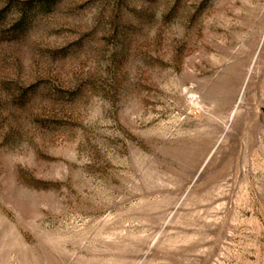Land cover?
Wrapping results in <instances>:
<instances>
[{
  "label": "rangeland",
  "instance_id": "1",
  "mask_svg": "<svg viewBox=\"0 0 264 264\" xmlns=\"http://www.w3.org/2000/svg\"><path fill=\"white\" fill-rule=\"evenodd\" d=\"M0 264H264V0H0Z\"/></svg>",
  "mask_w": 264,
  "mask_h": 264
}]
</instances>
